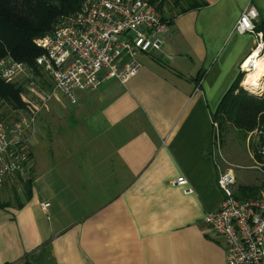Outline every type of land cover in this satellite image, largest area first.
Returning a JSON list of instances; mask_svg holds the SVG:
<instances>
[{"label": "crops", "instance_id": "obj_1", "mask_svg": "<svg viewBox=\"0 0 264 264\" xmlns=\"http://www.w3.org/2000/svg\"><path fill=\"white\" fill-rule=\"evenodd\" d=\"M202 2L124 83L41 110L29 186L0 196V264H226L202 220L223 198L212 116L258 43L233 25L247 5L264 25V0Z\"/></svg>", "mask_w": 264, "mask_h": 264}, {"label": "built area", "instance_id": "obj_2", "mask_svg": "<svg viewBox=\"0 0 264 264\" xmlns=\"http://www.w3.org/2000/svg\"><path fill=\"white\" fill-rule=\"evenodd\" d=\"M255 11L247 5L233 31L255 34L256 49L261 51L264 40L255 30ZM55 21L51 31L33 39L41 50L34 65L9 56L0 60V80L18 87L22 101V106L0 115V196L7 187L19 188L27 181L38 115L53 97L61 94L73 104L77 91H96L107 80L124 83L141 66L135 55L160 51L170 32L169 18L148 0H82L75 12ZM241 69L246 76L243 63ZM212 125L216 181L223 198L202 220L223 240L226 264H264V197L236 199V176L223 155L218 123ZM185 180L179 177L173 182L183 185ZM48 205L42 203L41 208Z\"/></svg>", "mask_w": 264, "mask_h": 264}, {"label": "trees", "instance_id": "obj_3", "mask_svg": "<svg viewBox=\"0 0 264 264\" xmlns=\"http://www.w3.org/2000/svg\"><path fill=\"white\" fill-rule=\"evenodd\" d=\"M81 1L0 0V60L9 56L15 61L34 65V59L41 53V50L33 43V39L51 31L55 20L60 16L75 12ZM148 1L159 10L170 5L169 0ZM202 4V0H173L171 2L177 15ZM255 30L256 32L264 31V25L255 26ZM241 77L242 75L236 77L230 88L226 90L227 92L212 116L218 123L220 142L222 141L220 132L227 129L237 131L244 139L254 132H264V95L255 96L244 90L240 85ZM19 98L20 89L18 87L0 80V115L4 110L8 111L10 107L22 106ZM249 143L254 148L253 143L250 141ZM252 154L253 160L264 167V155H262L264 151L253 149ZM29 183L30 181H26L22 188L27 190ZM14 188L16 187L12 188V193H14L12 197L16 199L17 193ZM259 188L258 185H240L235 192V197L239 200L255 198Z\"/></svg>", "mask_w": 264, "mask_h": 264}, {"label": "rangeland", "instance_id": "obj_4", "mask_svg": "<svg viewBox=\"0 0 264 264\" xmlns=\"http://www.w3.org/2000/svg\"><path fill=\"white\" fill-rule=\"evenodd\" d=\"M172 1L173 0H169L168 3L170 5L160 10L164 17H170L176 14L177 11L174 10L171 5ZM261 54H264V50H262ZM139 55L140 54L135 55L136 58L141 57ZM1 110L3 109L1 108ZM220 135L223 144V154H226L228 161L232 164L231 168L234 170L237 182L243 185H258L260 188L255 198L264 197V167H262L260 163H256L255 160H253L254 158L250 157V155L253 156V149L256 151L261 149V152L264 151V132H254L251 134L252 136L250 135L251 138L247 136L245 139L242 138L237 131H229L228 129L221 131ZM248 140L253 143L254 148ZM241 184L237 185L240 186ZM238 186H236L235 192Z\"/></svg>", "mask_w": 264, "mask_h": 264}, {"label": "bare ground", "instance_id": "obj_5", "mask_svg": "<svg viewBox=\"0 0 264 264\" xmlns=\"http://www.w3.org/2000/svg\"><path fill=\"white\" fill-rule=\"evenodd\" d=\"M259 50H254L243 64L248 70L243 85L251 93H258L259 89H264V54L259 55Z\"/></svg>", "mask_w": 264, "mask_h": 264}, {"label": "water", "instance_id": "obj_6", "mask_svg": "<svg viewBox=\"0 0 264 264\" xmlns=\"http://www.w3.org/2000/svg\"><path fill=\"white\" fill-rule=\"evenodd\" d=\"M259 90L261 91V94H258V93H251V94H253L255 96H262V95H264V89H259Z\"/></svg>", "mask_w": 264, "mask_h": 264}]
</instances>
